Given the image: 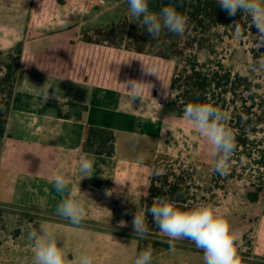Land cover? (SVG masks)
Here are the masks:
<instances>
[{
  "label": "crops",
  "instance_id": "obj_1",
  "mask_svg": "<svg viewBox=\"0 0 264 264\" xmlns=\"http://www.w3.org/2000/svg\"><path fill=\"white\" fill-rule=\"evenodd\" d=\"M63 1L49 0L55 5L49 16L45 0H0V56L23 44L6 132L0 140V204L42 213L52 231L117 237L125 243L132 237L126 226H119L120 221L130 226L136 211L145 215L140 183L126 179V166L152 170L159 154L170 153L163 146L172 131L183 126V114L161 100L132 99V94L114 87L94 86L31 68L35 57L63 45L72 29L115 27L130 14L128 6L121 8L111 0L108 6L97 0ZM115 9L117 13L108 17ZM45 83L52 87L50 95L57 90V99L44 102L39 93ZM92 127L113 132L112 156L84 150ZM85 154L94 161V169L91 178L81 180L78 161ZM58 171L67 174L69 189L85 201L86 213L79 225L56 212L63 198L52 183ZM143 179L147 189L146 177ZM89 252L98 253L96 246ZM251 255L255 261L242 264H264V214L253 232Z\"/></svg>",
  "mask_w": 264,
  "mask_h": 264
},
{
  "label": "trees",
  "instance_id": "obj_2",
  "mask_svg": "<svg viewBox=\"0 0 264 264\" xmlns=\"http://www.w3.org/2000/svg\"><path fill=\"white\" fill-rule=\"evenodd\" d=\"M63 2L58 0V3ZM166 6H175L187 18L182 34L165 29L158 38H153L140 26L139 20L125 18L116 27L107 26L95 30L93 38L77 40L69 37L63 45L35 57L30 67L94 86L114 87L117 91L129 94L131 88L126 86L129 80L150 83L151 91L146 88L142 97L164 101V93L172 92L180 114H183L189 103H209L223 112L233 107L226 121L236 136V149L230 162L236 159L241 164L242 158L246 157L250 166L256 165L261 170L264 168V151L258 149L259 145L256 143L257 136L263 132L264 127V93H259L263 85L256 83L254 73L246 76L233 75L220 61L215 66L208 67L209 62H201L199 59V54L215 50L210 37L212 30L218 26H228L234 16H229L217 0H149L150 11L159 12ZM179 36L184 40L183 48L176 52L174 41ZM22 49L23 44H20L8 54L6 71L0 76V140L6 132ZM186 50L192 51L193 55H184ZM167 53L177 55L175 63L169 61ZM143 65L155 71L158 77L151 73L144 74ZM114 142L112 131L92 127L88 131L84 150L90 154L112 156ZM154 166L148 172L149 199L144 201L149 228L147 236L150 235L153 239L138 237L136 256L149 245L153 250L170 249L166 242L168 239L162 237L148 212L154 198L167 197L182 208L193 206L188 204L193 198L189 195L190 185H187L193 181L192 177L188 176V181L182 173H160L156 163ZM245 170L246 167L237 176L244 178ZM249 184L251 189L245 195L246 200L251 203L260 202L264 193V178L261 176L256 182L250 181Z\"/></svg>",
  "mask_w": 264,
  "mask_h": 264
},
{
  "label": "rangeland",
  "instance_id": "obj_3",
  "mask_svg": "<svg viewBox=\"0 0 264 264\" xmlns=\"http://www.w3.org/2000/svg\"><path fill=\"white\" fill-rule=\"evenodd\" d=\"M97 1L105 6L109 5V0ZM111 1L114 5H120L121 8L123 6L129 8L127 0ZM45 4L48 6L46 12L51 16L55 5H52L49 0H45ZM38 7L36 8L38 9ZM116 13L115 9L108 17H112ZM125 18H129L131 21L135 19L130 13L122 17L118 25ZM236 25L239 26V32L236 30ZM100 28L102 27H76L68 34L70 38L75 37L77 40L85 37L93 38L95 30ZM207 36L209 37V35ZM179 37L174 41L176 52L182 51L181 48H183L184 40L181 36ZM210 37L212 38L211 43L215 45V50L211 53L199 54L200 61L209 62L208 67H213L220 61L233 75L246 76L254 73L256 83L263 85L259 93H264V72L252 71L256 61L264 56V47L257 46V30L252 26L251 18L247 14L237 13L228 26H218L212 30ZM167 54L169 61L175 63L177 55L175 53ZM190 54L193 55V52L184 51V55ZM8 61V55L0 56V71H2L0 76L5 73ZM168 96L169 98L163 96L164 102L177 109L175 94L168 92ZM232 110L233 107H230L225 111L227 116ZM172 133L170 141L165 142L163 146V149L170 153L159 154L156 168L160 173H182L188 181L190 180L188 176L192 177L193 181L187 185H190L189 195L193 199L188 201V204L194 205L204 201L211 203L220 211L226 212L231 229L238 234L236 248L242 263L255 261L252 260L251 255L252 237L259 216L264 214V193L258 203L249 202L245 195L251 189L250 181L256 182L261 176L264 178V168L260 170L256 165L250 166L249 159L243 157L241 164L236 159L229 163L227 175L218 173L216 176L212 170L214 158L209 155L208 145L203 137L197 134L184 120L183 126L173 130ZM257 142L258 149L264 151V127L263 132L257 136ZM244 167H246L244 178H240L237 175L243 172ZM147 173V170L137 166H126V179L130 178L134 184L138 182L137 185L140 183L138 190L145 197L144 201L149 199L146 186L142 184L144 177H146L147 185L149 184ZM214 175L216 181H214ZM40 222L42 224L38 228ZM41 228L47 229L57 236L67 254L68 264H78L81 255L89 252L95 246L98 253H91L94 257V264H134L138 236H134L132 225L126 226V233L132 239L125 243L117 237L98 238L84 233L70 236L62 230H50L44 222L42 213L38 211L2 204H0V264H33V250L27 237L31 229L39 231ZM161 235L166 237L163 233ZM147 238L153 239L150 235L144 239ZM166 238L168 239V237ZM175 246L169 250L152 249V264H204L203 251L198 249L191 240H178L175 242Z\"/></svg>",
  "mask_w": 264,
  "mask_h": 264
},
{
  "label": "clouds",
  "instance_id": "obj_4",
  "mask_svg": "<svg viewBox=\"0 0 264 264\" xmlns=\"http://www.w3.org/2000/svg\"><path fill=\"white\" fill-rule=\"evenodd\" d=\"M127 3L131 15L140 21V26L153 38H158L165 29L176 34L185 31L187 18L175 6H166L154 12L149 9V0H127ZM217 3L229 16H235L238 11L247 14L257 30V46L264 47V0H217ZM236 30L239 32L238 25ZM143 67L144 74L156 75L155 71ZM252 71L264 72V56L256 61ZM46 85L40 87L39 93L44 102L53 97L57 99V90L50 95L49 88L52 87ZM126 86L131 88L129 92L132 99L142 98L145 89L150 92L152 88L150 83L139 80H129ZM164 96L169 98L167 92ZM227 119V113L209 103H189L183 111V120L205 139L209 155L214 158L212 170L220 175H227L236 149V136L227 126ZM93 169L94 161L88 154L81 156L78 161L81 180L91 178ZM52 183L56 192L63 197L57 205V214L73 225H79L86 213L85 201L69 189L70 181L65 172H56ZM148 212L161 233L168 237L166 242L170 249L174 248L176 241L188 239L203 251L204 264H242L236 248L238 234L231 229L227 213L211 203L201 201L182 208L167 197H156ZM119 226L127 225L125 221H120ZM132 226L134 236L141 239L147 237L149 228L143 213L135 212ZM27 238L33 250V264H68L67 254L53 232L44 228L39 231L31 229ZM152 259V248L149 245L137 254L134 264H152ZM78 264H94L93 255L90 252L83 253Z\"/></svg>",
  "mask_w": 264,
  "mask_h": 264
}]
</instances>
